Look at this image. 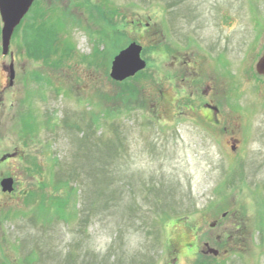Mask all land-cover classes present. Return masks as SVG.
Returning a JSON list of instances; mask_svg holds the SVG:
<instances>
[{"label":"rangeland","instance_id":"374dc122","mask_svg":"<svg viewBox=\"0 0 264 264\" xmlns=\"http://www.w3.org/2000/svg\"><path fill=\"white\" fill-rule=\"evenodd\" d=\"M263 12L264 0H36L13 58L0 19V183L14 179L12 194L0 187V264H264L251 54ZM132 43L146 69L116 83ZM189 54L196 69L171 67Z\"/></svg>","mask_w":264,"mask_h":264},{"label":"water","instance_id":"95a60500","mask_svg":"<svg viewBox=\"0 0 264 264\" xmlns=\"http://www.w3.org/2000/svg\"><path fill=\"white\" fill-rule=\"evenodd\" d=\"M35 1L36 0H0V18L3 25L1 32V48L4 57L10 55L13 35L25 17L29 14ZM142 51V47L137 44H131L127 49L122 51L112 63L110 78L116 83H123L143 72L146 69V63L141 58ZM258 72L264 75V57L258 64ZM8 73L10 75V83L12 84L15 76L13 63H11L8 68ZM211 110L217 112L214 108H211ZM234 150L233 148V151ZM17 156V154L6 155L2 158L1 162H6ZM0 187L3 194H12L14 192V180L4 179L0 183ZM211 227L214 228L215 225ZM205 247L207 249L205 255H211L215 258L219 256V251L209 248L208 245Z\"/></svg>","mask_w":264,"mask_h":264},{"label":"flooded vegetation","instance_id":"af4514ba","mask_svg":"<svg viewBox=\"0 0 264 264\" xmlns=\"http://www.w3.org/2000/svg\"><path fill=\"white\" fill-rule=\"evenodd\" d=\"M261 1H263V0H261ZM259 16H261V17H257L256 22L254 24H252V32L253 31L254 32H257V37L260 38L259 41L261 42V44L259 46L257 45L256 53L252 52V50L250 52H252L251 54H254V55L255 54H258V57H261L262 58V57H264V21H263L264 20V12L261 13V15H259ZM250 52L247 50V54L246 55L248 56V53H250ZM189 56H191V55L189 54L186 59L183 58V57H177V55H175V57H172L171 56V67L174 68V69H177L178 68L177 65H176V61H177L180 64V67L183 65L187 69H191V70L196 69L195 66H198V64L200 65L201 60L200 59L199 60L198 59L196 60V58H197L196 55H194V56L192 55L191 58H189ZM207 92H208V90L206 91V93ZM211 108L216 109L218 112H216V114L213 113V111L210 110ZM202 110L205 111L208 114L207 117H209V119L207 121L209 123L211 121H213V124L214 123L215 124L218 123V119L221 117V110H219L217 107L213 106V104L211 103V101H207L203 105Z\"/></svg>","mask_w":264,"mask_h":264},{"label":"trees","instance_id":"16d2710c","mask_svg":"<svg viewBox=\"0 0 264 264\" xmlns=\"http://www.w3.org/2000/svg\"><path fill=\"white\" fill-rule=\"evenodd\" d=\"M187 250H188L189 252H191V251H192L191 246H188V247H187Z\"/></svg>","mask_w":264,"mask_h":264}]
</instances>
